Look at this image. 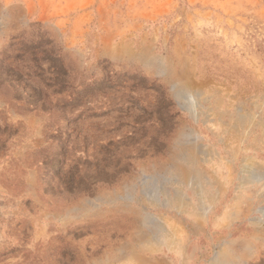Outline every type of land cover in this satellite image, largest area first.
Masks as SVG:
<instances>
[{
    "label": "rangeland",
    "instance_id": "1",
    "mask_svg": "<svg viewBox=\"0 0 264 264\" xmlns=\"http://www.w3.org/2000/svg\"><path fill=\"white\" fill-rule=\"evenodd\" d=\"M0 264H264V0H0Z\"/></svg>",
    "mask_w": 264,
    "mask_h": 264
}]
</instances>
